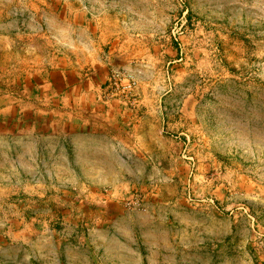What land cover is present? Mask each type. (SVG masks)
Masks as SVG:
<instances>
[{"label": "rangeland", "instance_id": "1", "mask_svg": "<svg viewBox=\"0 0 264 264\" xmlns=\"http://www.w3.org/2000/svg\"><path fill=\"white\" fill-rule=\"evenodd\" d=\"M5 38L30 66L109 43L106 101L147 113L97 186L0 106V264H264V0H0Z\"/></svg>", "mask_w": 264, "mask_h": 264}, {"label": "crops", "instance_id": "2", "mask_svg": "<svg viewBox=\"0 0 264 264\" xmlns=\"http://www.w3.org/2000/svg\"><path fill=\"white\" fill-rule=\"evenodd\" d=\"M5 35H10L8 27L5 31L1 29V36ZM0 43L3 90L0 106L13 109L16 102L23 105L27 97L31 98L35 113L47 117L49 123L46 131L37 128L35 132L49 133L54 157L65 154L89 165L93 183L104 185L106 179L100 165L108 157L111 162L119 159V148L129 145L135 123L147 113L140 107L146 102L141 95H137L133 110L124 109L117 101H106L104 94L112 61L104 51L109 43L93 40L62 55L64 58L53 56L49 63L32 66L26 62L22 46L16 48L21 58L11 61L10 49L14 47L9 44V38ZM35 145L38 147L39 143Z\"/></svg>", "mask_w": 264, "mask_h": 264}]
</instances>
